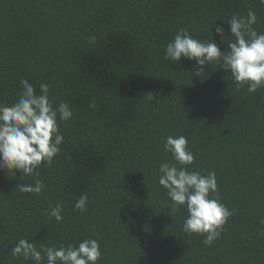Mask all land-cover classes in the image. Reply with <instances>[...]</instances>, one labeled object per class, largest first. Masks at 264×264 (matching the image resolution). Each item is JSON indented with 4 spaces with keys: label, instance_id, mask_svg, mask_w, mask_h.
Masks as SVG:
<instances>
[{
    "label": "trees",
    "instance_id": "obj_1",
    "mask_svg": "<svg viewBox=\"0 0 264 264\" xmlns=\"http://www.w3.org/2000/svg\"><path fill=\"white\" fill-rule=\"evenodd\" d=\"M249 10L264 32L258 0H0V102H15L27 80L73 112L58 121L60 153L38 169L40 194L17 187L33 177L0 171V264H33L11 254L22 238L59 247L86 237L100 244L97 264H264V88L164 59L181 29L223 51L213 23L230 36L225 20ZM168 135L187 138L189 167L215 172L232 211L210 246L183 232L186 213L171 212L158 184L159 165L173 162ZM82 193L84 212L74 208ZM57 203L61 222L48 216Z\"/></svg>",
    "mask_w": 264,
    "mask_h": 264
},
{
    "label": "clouds",
    "instance_id": "obj_2",
    "mask_svg": "<svg viewBox=\"0 0 264 264\" xmlns=\"http://www.w3.org/2000/svg\"><path fill=\"white\" fill-rule=\"evenodd\" d=\"M264 6V0H258ZM230 36L225 34L223 23L212 27L220 40L227 45L222 51L215 39L202 41L187 30H178L164 49V59L179 63L182 58L194 61L192 75L201 76L205 66H218L231 74L237 89L247 86L248 93L264 88V32H258L256 13L246 16L233 14L225 20ZM229 38V39H226ZM18 99L12 104L0 102V171L9 176L20 172V178L33 177L31 184H19L22 193L40 194L44 183L38 178L42 164L51 166L61 151L64 140L59 122H67L73 112L68 103L54 106L49 97V84L40 83L39 91L27 80H21ZM149 100L154 99L152 95ZM163 150L171 154L172 163L162 162L158 169V184L166 190L171 212L183 209L186 213L182 229L188 235H203V243L210 246L217 240L232 211L219 198L215 172L206 175L189 166L195 156L189 150L185 136L168 135ZM88 195L82 193L74 202L80 212L87 209ZM49 218L63 220L62 205L57 203L48 212ZM264 223V221H262ZM13 257L31 260L33 264H97L102 257L99 242L84 238L76 244L59 247L46 246L19 239L11 249Z\"/></svg>",
    "mask_w": 264,
    "mask_h": 264
}]
</instances>
